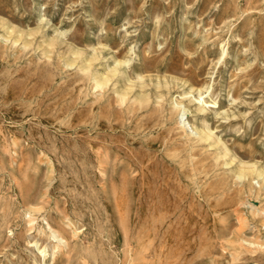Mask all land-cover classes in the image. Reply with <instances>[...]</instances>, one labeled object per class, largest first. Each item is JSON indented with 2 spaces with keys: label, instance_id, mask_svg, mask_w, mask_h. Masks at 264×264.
Masks as SVG:
<instances>
[{
  "label": "rangeland",
  "instance_id": "rangeland-1",
  "mask_svg": "<svg viewBox=\"0 0 264 264\" xmlns=\"http://www.w3.org/2000/svg\"><path fill=\"white\" fill-rule=\"evenodd\" d=\"M263 167L264 0H0V264H264Z\"/></svg>",
  "mask_w": 264,
  "mask_h": 264
},
{
  "label": "bare ground",
  "instance_id": "bare-ground-1",
  "mask_svg": "<svg viewBox=\"0 0 264 264\" xmlns=\"http://www.w3.org/2000/svg\"><path fill=\"white\" fill-rule=\"evenodd\" d=\"M95 82H96V84H97V86H98V85H102L104 81H103L101 78H96ZM188 94H189V93H188ZM184 96H187V93H185ZM184 96H183V97H184ZM204 96H205L204 93H202V92L200 91V92H199V95L194 97V100L197 101L198 103H200V104H199L200 106L197 107V110H198V111L205 112V111H206L208 108H210V107H216V106H219V101H218V100H216V99H212V100L209 102ZM176 101H177V100H176ZM176 101L174 102V108H176L177 106H179V105H178L179 103L176 102ZM219 107H220V106H219ZM184 108H186V107L184 106ZM182 113H184V111H182ZM218 113H219V112H218ZM182 126H184V128H186L185 123H184V125H182ZM185 130H186V129H185ZM191 130H192V129H190V131H191ZM193 130H195V129H193ZM191 132H196V130H195V131H191ZM243 176H246V173H245L244 171H241V172H239V173L237 174V177H239V178H241V177H243ZM255 177H262L261 179H262V182L264 183V167L256 170L255 175L252 176V179L255 178ZM252 209H253V211H254L255 213L262 214V215L264 216V211H260V209L257 208L256 206H252ZM55 234H56V233H55ZM249 242L252 243V241H249ZM43 251H44V250H43Z\"/></svg>",
  "mask_w": 264,
  "mask_h": 264
}]
</instances>
